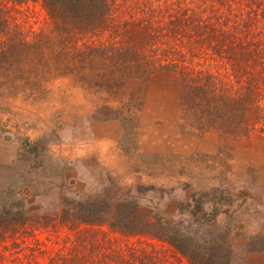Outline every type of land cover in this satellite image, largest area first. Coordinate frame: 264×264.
Returning <instances> with one entry per match:
<instances>
[{"label":"trees","instance_id":"trees-1","mask_svg":"<svg viewBox=\"0 0 264 264\" xmlns=\"http://www.w3.org/2000/svg\"><path fill=\"white\" fill-rule=\"evenodd\" d=\"M31 4L46 13L48 30L22 22ZM221 70L230 84L222 82ZM165 73L181 78V102L195 121L246 117L253 110L264 124V0H0L2 87L34 93L70 79L87 96L98 97L96 114L115 119L132 117L143 106L148 82ZM111 199L64 203L60 223L72 236L48 264H233L229 238L204 204L189 212L199 222L194 229L150 216L133 199ZM24 224L23 214L4 209L0 239ZM57 224L44 229L57 230ZM102 226L120 237L101 239ZM122 238H149L163 248L142 240L123 244ZM17 249L16 254L28 249L29 259L39 251ZM262 252L263 247L249 251ZM19 261L0 254V264Z\"/></svg>","mask_w":264,"mask_h":264},{"label":"rangeland","instance_id":"rangeland-1","mask_svg":"<svg viewBox=\"0 0 264 264\" xmlns=\"http://www.w3.org/2000/svg\"><path fill=\"white\" fill-rule=\"evenodd\" d=\"M24 9V24L48 30L40 5ZM181 89L177 74L156 75L132 117L106 119L96 114L98 97L87 96L70 79L34 93L0 86V214L10 209L26 220L0 239V254L9 261L19 257V264H48L72 236L60 223L64 203L113 197L133 199L150 216L194 229L199 222L189 212L200 202L217 214L233 264H264V252L249 253L264 248V124L253 110L246 117L207 115L199 123L183 106ZM52 223L57 230L44 229ZM97 229L101 239L120 237L108 226ZM125 239L119 242L142 240L163 248L149 238ZM35 246L39 251L30 259L28 249L15 252Z\"/></svg>","mask_w":264,"mask_h":264}]
</instances>
